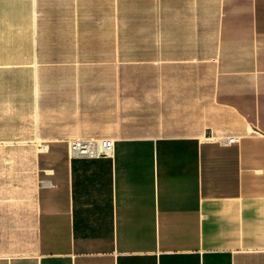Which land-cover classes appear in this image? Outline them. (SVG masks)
<instances>
[{
    "label": "crops",
    "instance_id": "obj_1",
    "mask_svg": "<svg viewBox=\"0 0 264 264\" xmlns=\"http://www.w3.org/2000/svg\"><path fill=\"white\" fill-rule=\"evenodd\" d=\"M0 264H264V0H0Z\"/></svg>",
    "mask_w": 264,
    "mask_h": 264
},
{
    "label": "rangeland",
    "instance_id": "obj_2",
    "mask_svg": "<svg viewBox=\"0 0 264 264\" xmlns=\"http://www.w3.org/2000/svg\"><path fill=\"white\" fill-rule=\"evenodd\" d=\"M49 63V62H47ZM55 63V62H50V64ZM60 63V62H58ZM42 63L43 69L46 67H60V65L56 66H46L44 67ZM25 65V64H21ZM22 69V77H21V85L23 88V99L26 100L28 98L27 93H28V88L31 86V78H27L26 74L23 70H27L28 68H21ZM107 68H101L102 71H105ZM137 73H107V72H100V73H94V74H84V75H78L76 76H62V77H55V78H41L40 79V84L41 85H50L51 81L53 80H58L59 84L64 83H81L82 85L85 86L86 91H80L81 94H83L84 97L79 98V105L80 108H86V113L85 116H83L81 119L83 122L79 123H73L70 125H67L71 128L72 133L75 135V137H79L81 139H90V138H96V122L95 121V115H94V103H95V95L94 94V87H98L101 89L100 93L101 95L97 96V101L98 99H102V113L104 114V124L103 127H99L100 130H109L111 127H107V125L110 123L111 125V118H112V108L114 107L112 105L113 103L118 102V108L120 111V118L126 116V79H135L134 77L136 76ZM117 86V95L114 94V91ZM132 88V84H131ZM98 92V91H96ZM97 94V93H96ZM94 96V97H93ZM75 99H66V103L64 105L70 106L71 101H74ZM27 102L25 104L29 105V101L26 100ZM115 114V112L113 111ZM89 119V121L87 120ZM110 119V120H108ZM96 141V140H94ZM102 145H104L102 143ZM101 151V150H100Z\"/></svg>",
    "mask_w": 264,
    "mask_h": 264
},
{
    "label": "built area",
    "instance_id": "obj_3",
    "mask_svg": "<svg viewBox=\"0 0 264 264\" xmlns=\"http://www.w3.org/2000/svg\"><path fill=\"white\" fill-rule=\"evenodd\" d=\"M97 141V140H96ZM96 141L92 139H80V140H73L69 142V153L71 157H86V158H93L98 155V153L92 151V148L94 144H96ZM236 138H228L223 140L225 143L229 144H236L237 143Z\"/></svg>",
    "mask_w": 264,
    "mask_h": 264
},
{
    "label": "bare ground",
    "instance_id": "obj_4",
    "mask_svg": "<svg viewBox=\"0 0 264 264\" xmlns=\"http://www.w3.org/2000/svg\"><path fill=\"white\" fill-rule=\"evenodd\" d=\"M92 146H93L92 151H94L95 153L97 152L98 154H99V151L103 149V145L99 141H96V144H94Z\"/></svg>",
    "mask_w": 264,
    "mask_h": 264
}]
</instances>
